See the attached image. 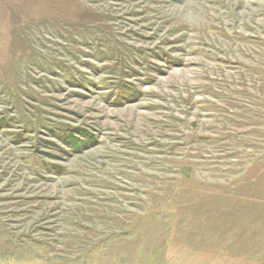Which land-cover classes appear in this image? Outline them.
<instances>
[{
	"label": "rangeland",
	"instance_id": "1",
	"mask_svg": "<svg viewBox=\"0 0 264 264\" xmlns=\"http://www.w3.org/2000/svg\"><path fill=\"white\" fill-rule=\"evenodd\" d=\"M0 264H264V0H0Z\"/></svg>",
	"mask_w": 264,
	"mask_h": 264
}]
</instances>
